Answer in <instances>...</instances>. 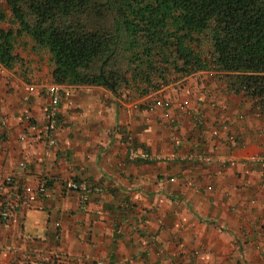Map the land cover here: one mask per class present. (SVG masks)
I'll return each instance as SVG.
<instances>
[{
	"label": "crops",
	"instance_id": "crops-1",
	"mask_svg": "<svg viewBox=\"0 0 264 264\" xmlns=\"http://www.w3.org/2000/svg\"><path fill=\"white\" fill-rule=\"evenodd\" d=\"M26 40L12 68L0 64V177H13L11 201L40 183L49 194L0 225V264H264V113L253 100L212 70L145 96L58 84L48 53ZM158 100L169 104L151 109ZM132 148L153 159H129ZM70 181L97 190L84 199Z\"/></svg>",
	"mask_w": 264,
	"mask_h": 264
},
{
	"label": "trees",
	"instance_id": "trees-1",
	"mask_svg": "<svg viewBox=\"0 0 264 264\" xmlns=\"http://www.w3.org/2000/svg\"><path fill=\"white\" fill-rule=\"evenodd\" d=\"M26 39L58 84L145 96L212 70L264 113V0H2V66Z\"/></svg>",
	"mask_w": 264,
	"mask_h": 264
},
{
	"label": "built area",
	"instance_id": "built-area-1",
	"mask_svg": "<svg viewBox=\"0 0 264 264\" xmlns=\"http://www.w3.org/2000/svg\"><path fill=\"white\" fill-rule=\"evenodd\" d=\"M47 92L50 96L51 100V108L48 112V121L44 126V133L47 140L48 145L55 144V129H56V114H55V106L58 104L60 100V88L57 85H51L47 88ZM168 101L158 100L155 105L151 106V109L156 105L160 107L168 106ZM182 105H187V101H184ZM163 117L168 118L169 114L167 112L163 113ZM128 157L131 160L139 159L143 161H151L153 157L144 150L130 149L128 153ZM18 167L25 168L26 162L20 161L18 163ZM13 183V177L10 174H6L0 177V225L3 223H8L15 217L16 211L18 208L23 205H27V203L37 196H48V187L45 183H40L36 186L35 189L25 188L24 191L16 197L14 200H10L7 195V190ZM68 189L73 191H81L84 199L92 191H96V187H91L85 184L84 182H76L70 181L67 184ZM91 264H104L103 260H96Z\"/></svg>",
	"mask_w": 264,
	"mask_h": 264
},
{
	"label": "rangeland",
	"instance_id": "rangeland-1",
	"mask_svg": "<svg viewBox=\"0 0 264 264\" xmlns=\"http://www.w3.org/2000/svg\"><path fill=\"white\" fill-rule=\"evenodd\" d=\"M2 26L5 27V24H2ZM20 47H23V46L21 44L17 46V48H20ZM24 48H26V47H23L22 50H24Z\"/></svg>",
	"mask_w": 264,
	"mask_h": 264
}]
</instances>
